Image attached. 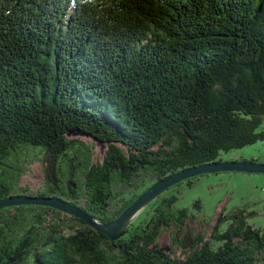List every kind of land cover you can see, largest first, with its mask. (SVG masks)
Instances as JSON below:
<instances>
[{"label":"trees","instance_id":"16d2710c","mask_svg":"<svg viewBox=\"0 0 264 264\" xmlns=\"http://www.w3.org/2000/svg\"><path fill=\"white\" fill-rule=\"evenodd\" d=\"M75 130L106 145L101 161ZM260 140L264 0H0V160L32 146L49 162L43 189L23 194L83 201L108 222L157 181ZM12 195L0 184V198ZM160 195L117 240L51 207L3 208L0 264L262 259L264 229L246 210L176 259L157 238L195 217Z\"/></svg>","mask_w":264,"mask_h":264},{"label":"rangeland","instance_id":"374dc122","mask_svg":"<svg viewBox=\"0 0 264 264\" xmlns=\"http://www.w3.org/2000/svg\"><path fill=\"white\" fill-rule=\"evenodd\" d=\"M72 137L92 147L94 163L102 160L107 149L106 145L103 147L101 143L85 135ZM122 148L124 149L123 146ZM25 149L30 152L21 149L19 153H14L8 159L0 160V184L7 185L13 195L23 194L22 187L27 186L33 191L32 193H35L41 191L45 185L49 162L46 158L40 160L34 156L32 146H26ZM221 159L222 161L255 160L264 163V140L222 153ZM127 190L125 188L123 191L127 193ZM160 196L158 201L176 196L175 207H186L190 216L195 217L193 220L187 219L186 225L180 230L173 224L163 228L157 238L158 245L178 260L185 259L193 249L200 247L203 242H196L200 237L203 236V240L206 241L216 229L227 228L233 220L231 215L237 211L246 210L245 215L253 213L248 216V221L254 227L264 229V174L236 171L204 174L195 177L191 185L182 183L172 186ZM197 201H199L198 205L195 204ZM157 204L158 202L153 199L152 203H148L138 212L133 221L136 224L145 223L152 217ZM78 205L83 207L84 202L80 201ZM114 208L115 206L111 210ZM261 258L256 264H264V253Z\"/></svg>","mask_w":264,"mask_h":264},{"label":"water","instance_id":"95a60500","mask_svg":"<svg viewBox=\"0 0 264 264\" xmlns=\"http://www.w3.org/2000/svg\"><path fill=\"white\" fill-rule=\"evenodd\" d=\"M73 133L74 135L90 136L104 146L102 141H99L98 138L85 133L84 131L75 130ZM224 171H236L248 174H264V163L255 160H221L212 163L200 164L172 173L169 176L157 181L155 184L142 192L134 202L127 206L118 215V217L108 222L99 221L80 205L73 204L72 202L59 196L51 197L28 194L12 195L6 198H0V210L6 207L21 205H39L51 207L80 218L95 230L108 235L113 240H117L126 233L127 227L133 222L134 218L138 215V212L141 211V209L153 199L162 194L165 190L182 181L199 175Z\"/></svg>","mask_w":264,"mask_h":264},{"label":"flooded vegetation","instance_id":"af4514ba","mask_svg":"<svg viewBox=\"0 0 264 264\" xmlns=\"http://www.w3.org/2000/svg\"><path fill=\"white\" fill-rule=\"evenodd\" d=\"M185 183H187V182H185ZM231 218H233V214L231 215Z\"/></svg>","mask_w":264,"mask_h":264}]
</instances>
